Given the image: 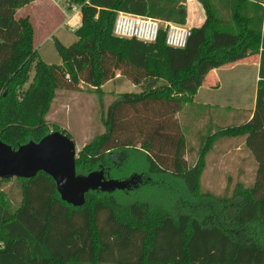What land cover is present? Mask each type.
<instances>
[{
	"label": "trees",
	"instance_id": "1",
	"mask_svg": "<svg viewBox=\"0 0 264 264\" xmlns=\"http://www.w3.org/2000/svg\"><path fill=\"white\" fill-rule=\"evenodd\" d=\"M33 1L0 0V140L13 148L38 141L56 90L84 82L97 91L104 129L77 152L76 172L103 167L106 177L134 183L90 191L74 207L38 172L15 178L21 199L12 208L1 191L10 178L0 179V264H264V0H197L205 17L183 48L166 45L163 28L143 43L112 27L118 11L185 25L187 0H70L81 6V24L72 44L54 39L61 64L39 58L29 18L16 15ZM254 54L252 116L209 133L189 165L177 113L208 72ZM116 75L141 91L114 94L105 107L99 88ZM227 137H244L254 181L229 180L222 195L202 191L205 156Z\"/></svg>",
	"mask_w": 264,
	"mask_h": 264
},
{
	"label": "rangeland",
	"instance_id": "2",
	"mask_svg": "<svg viewBox=\"0 0 264 264\" xmlns=\"http://www.w3.org/2000/svg\"><path fill=\"white\" fill-rule=\"evenodd\" d=\"M178 25L192 27L191 23ZM56 37L57 40H60L64 45H69L76 40L73 31L68 27L60 31L59 36ZM43 50L45 53H43ZM38 55L45 63L49 62V64H54L61 62L60 56L55 48L54 39L48 40L39 51ZM33 73V71L30 72L29 80L24 87H27L31 82ZM116 77L117 78L114 80L112 79V81L103 86V90L110 91L108 96L103 98L105 107L112 101L113 92L116 93L119 90L118 88H121L120 90L123 92H128L130 90L129 87L131 86V82L129 80L121 75H116ZM244 78L245 80L241 82V84L236 85V96L234 98L236 102H238L239 98L242 96L248 98L253 89V79L249 81L247 76ZM162 83H164V81L160 80L157 82V85ZM57 90L56 100L51 101V111L49 109L46 115L48 131L65 130L75 142L77 150L79 151L86 142L102 133L104 129L100 119L98 96L95 94L97 91L84 82H81L79 87H62ZM219 92L231 94L224 86L220 88ZM215 108L216 107L209 105H191L187 103L182 106L179 112V116L187 113L189 117L187 122L185 119H181L182 116L178 119L183 132L186 131L187 145L185 158L189 165L196 162L202 143L209 133L215 132L222 127L231 126L227 121H220L222 119H219V121L215 120L213 116ZM214 115H217V113L214 112ZM184 124H187V126ZM226 140H221L215 147H212L205 156V169L201 176L202 191H209L215 195L224 194L228 183V176L230 177L231 186L238 178H242L246 185H250L254 181L256 163L249 150L245 147L244 141L243 144L234 146L236 148L238 147L240 150H235L236 148L231 150L232 147L229 148L226 142L223 143ZM243 167L245 168L243 169ZM133 183L134 182L129 183V188ZM1 191H3L5 197L9 200L11 207L15 208L21 199L19 185L16 179L13 177L10 178L9 181L3 182L1 184ZM148 192L155 195L159 193L160 190L153 187L151 190H148Z\"/></svg>",
	"mask_w": 264,
	"mask_h": 264
},
{
	"label": "crops",
	"instance_id": "3",
	"mask_svg": "<svg viewBox=\"0 0 264 264\" xmlns=\"http://www.w3.org/2000/svg\"><path fill=\"white\" fill-rule=\"evenodd\" d=\"M253 1H261V0H253ZM186 9H187V24L191 23L192 26H199L203 22L205 17L204 11L200 3L197 0H187ZM16 15L17 17L29 18L34 33L33 43L38 54L39 51L48 42V40L57 39L56 36H59L60 31H62L65 27H68L73 31L81 24V11L76 12L74 14H72L71 12L65 13L56 3L55 0H34L33 2L19 8ZM43 53H45L44 50ZM259 58H260L259 54L249 55L246 58L239 60L235 63L227 64L215 68L210 72H208L205 75L203 84L197 89L196 93L192 97L193 103L191 105L202 104L206 106L209 105L216 107L215 110L212 109L214 110V112L217 113V115H214L213 112V116L215 120L219 121V119H222L220 121L223 120L227 121V123H229L231 126L240 125L244 123L246 120L250 119L255 106L256 86L259 77L258 76ZM46 63L49 64V62ZM54 64H61V62ZM246 76L248 77L249 81L253 79L254 81L253 89L251 90V94L249 95L248 98L242 96L241 98H239V101L236 102V100L234 99L236 96L235 94L236 85L241 84V82L245 80L244 77ZM110 81L112 80H109L106 83ZM104 84L101 85V87L99 88L104 95L103 98L107 97L108 93L110 92L109 90L108 91L103 90ZM223 86L226 88V90L230 91L231 94H224L219 92L220 88H222ZM120 87H125V86H120ZM118 89L119 90L116 93L113 92V94L124 93L123 91L120 90L121 88ZM129 89L130 90L128 92L137 93L141 91L140 86L134 85L132 83ZM57 92L58 90H56V94ZM53 100H56V98H54ZM176 116L178 119L182 116L181 119L182 120L185 119L186 122L188 121L187 119L189 118L187 113L182 114L181 116H179V113H177ZM184 125L187 126V124ZM221 140H226L223 143L226 142L229 148L232 147L231 148L232 150L236 148L234 146L236 145L239 146L240 144H243L244 137L221 138L214 144L213 147H215ZM235 150H240V149H238L237 147ZM244 168L245 167H243V169ZM229 180L230 177L228 176L227 182ZM235 181H241L244 183L242 178L241 179L238 178V180Z\"/></svg>",
	"mask_w": 264,
	"mask_h": 264
},
{
	"label": "water",
	"instance_id": "4",
	"mask_svg": "<svg viewBox=\"0 0 264 264\" xmlns=\"http://www.w3.org/2000/svg\"><path fill=\"white\" fill-rule=\"evenodd\" d=\"M75 142L67 134L53 130L38 141L29 140L16 148L0 140V179L33 178L38 172L49 175L62 201L74 207L85 203L90 191L113 192L129 187L133 178L105 176L103 167L82 175L76 172Z\"/></svg>",
	"mask_w": 264,
	"mask_h": 264
},
{
	"label": "built area",
	"instance_id": "5",
	"mask_svg": "<svg viewBox=\"0 0 264 264\" xmlns=\"http://www.w3.org/2000/svg\"><path fill=\"white\" fill-rule=\"evenodd\" d=\"M65 13L72 14L81 11L79 4L70 0H55ZM165 30V43L173 48H183L191 35V28L178 25L174 22L160 21L149 16H142L118 11L114 19L112 33L118 38H134L143 43L155 42L160 29ZM65 78L69 81L68 74Z\"/></svg>",
	"mask_w": 264,
	"mask_h": 264
}]
</instances>
